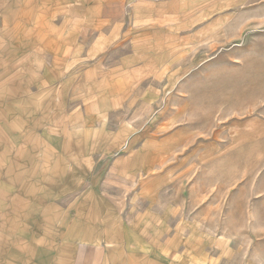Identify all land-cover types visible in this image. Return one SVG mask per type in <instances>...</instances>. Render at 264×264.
Wrapping results in <instances>:
<instances>
[{"label":"crops","instance_id":"obj_1","mask_svg":"<svg viewBox=\"0 0 264 264\" xmlns=\"http://www.w3.org/2000/svg\"><path fill=\"white\" fill-rule=\"evenodd\" d=\"M219 1L0 0V98L33 83L55 85L46 96L54 116L69 98L80 102L59 114L67 123L56 167L60 191L79 198L34 203L28 167L3 154L0 264L230 260L223 240L205 230L206 209L189 213L187 199L197 165L230 140L221 142V130L203 136L178 90L192 63L177 57L187 48L185 21L193 38L217 35L213 24L199 23H212ZM12 39L19 56L10 75L2 58ZM71 128L81 132L75 142L67 141Z\"/></svg>","mask_w":264,"mask_h":264},{"label":"rangeland","instance_id":"obj_2","mask_svg":"<svg viewBox=\"0 0 264 264\" xmlns=\"http://www.w3.org/2000/svg\"><path fill=\"white\" fill-rule=\"evenodd\" d=\"M216 14L212 23L199 25L213 24L217 35L203 34L201 40L190 36L185 21L187 48L177 53L186 63L192 61L186 81L178 88L192 108L186 119H193L203 136L221 130V142L230 140L228 149L197 165L194 179L188 183L194 191L187 195L189 213L206 209L202 217L205 230L223 240L222 246L229 250L230 260L219 264H264V0L219 1ZM9 42V52H4L7 57L2 59L12 75L19 49L17 39ZM188 45L202 46L203 51H190ZM54 86L31 83L17 88L9 99L0 98V167L7 157L5 151L24 163L36 193L31 199L43 205L79 198L60 191L56 167L67 123L59 114L79 109L80 102L69 98L54 116L47 108L52 102L46 97ZM39 96L41 105L36 108L33 101ZM78 134L79 129L71 128L67 141H77ZM194 189L204 194L196 195ZM109 198L124 200L117 195Z\"/></svg>","mask_w":264,"mask_h":264}]
</instances>
